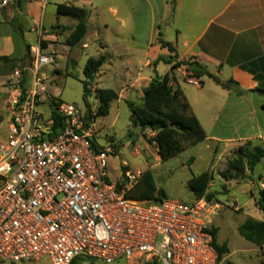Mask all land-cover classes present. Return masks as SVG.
<instances>
[{"label":"built area","instance_id":"2783aa9c","mask_svg":"<svg viewBox=\"0 0 264 264\" xmlns=\"http://www.w3.org/2000/svg\"><path fill=\"white\" fill-rule=\"evenodd\" d=\"M39 43L31 67L11 76L8 132L0 130V262L222 264L212 234L221 206L129 198L141 171L111 183L115 147L96 142V113L44 98L42 70L55 56Z\"/></svg>","mask_w":264,"mask_h":264},{"label":"rangeland","instance_id":"374dc122","mask_svg":"<svg viewBox=\"0 0 264 264\" xmlns=\"http://www.w3.org/2000/svg\"><path fill=\"white\" fill-rule=\"evenodd\" d=\"M64 1L66 0H51L46 11L47 28L56 24L55 2ZM75 3L79 7H85L91 14L88 25L89 34L86 40L90 44L86 50L81 52L80 46L75 47V50L73 46L72 52L67 47L59 50V45L68 44L67 35L57 40L54 39L51 43L44 41L41 37L38 39L43 51L55 56V63L42 70V73L47 76V87L43 96L48 104L50 105L53 97L56 96L63 102L73 104L83 111L96 113V142L102 148L115 147V153L108 155L107 172L111 183H124L127 171H141L142 174L151 171L158 192L164 193L162 199L187 205L206 199L211 205L219 204L222 209L213 221V229L217 230V244L220 247L226 246L228 249V253L222 257V264H264V249L247 241L238 232L239 226L247 218L264 221V214L257 204L259 191L264 189L263 163L259 164L254 172L247 171L246 178L227 181L222 178L221 173L227 169L228 161L237 157L238 154L224 156L217 163L213 161L214 144L208 140L187 148L167 161H162L157 145L149 142L154 133L149 129L142 130L134 127L131 123V112L127 102L141 105L142 93L139 89L130 91V94L127 93L122 101L113 102L108 116L99 117L97 115L99 105L97 90L110 88L118 90L120 88L119 69L122 63L114 57L120 54L132 55V69L142 67L148 71L144 68V63L147 58H151L150 41L154 38L158 42L160 33L162 39L173 37V28L167 27L165 23L161 26L152 24V0H75ZM61 18L63 24L76 23L74 17L63 16ZM58 30V27L48 29L45 35L57 34ZM42 32H44L43 28ZM94 37L100 38L101 41H94ZM102 41L106 44L105 50L101 49ZM30 43L35 44L33 41ZM100 56H107L109 60L105 62L94 81L88 86L91 94L86 103L83 85L86 81L84 68L90 58L97 59ZM110 56H113L115 60ZM139 62H142V65H139ZM25 64V60L16 64L9 63L8 67L15 65L12 71L5 70L0 64V130L4 135L8 132L10 117L8 103L12 90L11 76L15 70L24 71ZM151 73L153 78L157 74L154 71ZM41 109L45 111L47 105L41 106ZM201 124L211 136L213 134L212 123L202 119ZM208 170L212 175L209 187L206 194L198 198L189 188V182L194 175L197 176ZM78 263L106 264L87 259H79ZM17 264L51 263L48 260H42ZM113 264H136V262L122 259Z\"/></svg>","mask_w":264,"mask_h":264},{"label":"crops","instance_id":"0c3cea01","mask_svg":"<svg viewBox=\"0 0 264 264\" xmlns=\"http://www.w3.org/2000/svg\"><path fill=\"white\" fill-rule=\"evenodd\" d=\"M7 1L8 4L0 9V57L23 60L27 48L35 47L39 37L51 43L67 35V40L78 23L76 20L75 24H63V16H59L56 9V24L47 28L46 11L51 0ZM17 1L22 3V8H17ZM59 4L79 7L75 0L55 2L56 7ZM152 6V24L161 26L165 23L167 27L173 28L174 36L163 40L174 47L177 63L196 61L222 82L233 80L237 85L227 90L207 77L197 80L187 66L174 69L172 73V65L159 63L154 67L159 57H168L170 52L152 38L151 58H147L144 63L148 71L142 67L133 70L132 55L120 54L114 57L122 63L119 69L120 88H110L118 94V102L125 99L130 91L138 89L143 96V89L153 79L151 71L161 77L169 75L172 87L183 92L199 122L205 119L212 123L211 136L201 125L206 133L204 141L214 144L213 161L218 163L224 156L239 154L240 148L247 144L251 148L264 149V94L254 92L257 88L264 90V0H176L174 12L170 0H152ZM15 17H18L17 27L21 29L20 33L23 32L22 36L12 26ZM57 27V34L45 35L48 29ZM88 34L89 28L74 50L77 46H80L81 52L88 48ZM93 39L101 41L97 37ZM102 42L101 49L105 50L106 44ZM63 47L73 51V47L68 44L59 45L58 48L63 50ZM105 57L107 62L109 59ZM110 58L115 60L113 56Z\"/></svg>","mask_w":264,"mask_h":264},{"label":"trees","instance_id":"16d2710c","mask_svg":"<svg viewBox=\"0 0 264 264\" xmlns=\"http://www.w3.org/2000/svg\"><path fill=\"white\" fill-rule=\"evenodd\" d=\"M1 1V0H0ZM17 8H22V3L17 1ZM173 12L176 5V0H170ZM59 16L74 17L78 23L67 39L69 46L77 45L87 33V23L89 11L76 6H67L59 4L56 7ZM18 17L13 20L12 26L15 31L19 32ZM23 32H19L22 36ZM162 48H167L170 52L168 57H159L155 63L156 67L159 63L172 65L171 73L174 69L181 66H187L193 72L194 78L200 80L207 77L220 87L231 90L234 85H237L233 80L226 83L222 82L216 75L202 64L194 61L176 62L177 56L175 49L171 43L165 42L162 39V34H159L157 39ZM30 47L27 48L25 68L28 65V59L31 56ZM23 60L13 59L11 57H0V64L5 70L12 71L15 65L8 67L9 63H18ZM106 62L105 56H100L97 59L90 58L84 68V76L86 81L84 85V101L87 103V98L91 94L88 86L94 81L95 76ZM8 67V68H7ZM28 75V71L24 72ZM202 84V83H201ZM254 92L264 94V90L257 88ZM99 102L97 115L106 117L110 113L113 102L119 100L118 94L111 89H99L96 92ZM131 112V123L134 127H139L142 130H151L154 136L149 140L158 147V154L162 161H167L187 148L192 147L206 139V133L193 113L189 102L180 89L172 87V80L169 75L156 76L143 89L142 103L136 105L133 102H127ZM264 110V105H263ZM56 121L59 123V118L56 113L53 114ZM264 160V149L262 147L251 148L249 144L240 148V152L234 159H230L227 164V169L221 173L223 179L239 180L246 178L247 171L254 172L259 164ZM212 175L209 172H204L194 176L189 182V188L198 198L203 197L209 187ZM129 198L145 201V200H161L164 193H159L151 171H146L139 183L133 187L127 194ZM210 199V196L208 197ZM257 204L261 212L264 214V189L259 191ZM238 232L240 236L247 241L255 244L259 248H264V221H257L254 218H247L245 222L239 226ZM214 246L219 254L220 260L224 254L228 253L226 246L220 247L217 244V230L213 229ZM75 260L73 264H80ZM1 263V262H0Z\"/></svg>","mask_w":264,"mask_h":264},{"label":"water","instance_id":"95a60500","mask_svg":"<svg viewBox=\"0 0 264 264\" xmlns=\"http://www.w3.org/2000/svg\"><path fill=\"white\" fill-rule=\"evenodd\" d=\"M28 63L30 64V66L28 68L31 67V58L28 59Z\"/></svg>","mask_w":264,"mask_h":264}]
</instances>
